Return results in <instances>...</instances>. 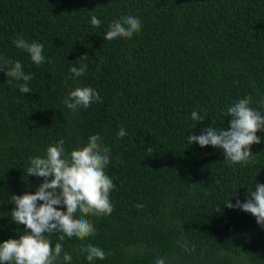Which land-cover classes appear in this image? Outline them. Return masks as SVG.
<instances>
[{"label":"trees","instance_id":"trees-1","mask_svg":"<svg viewBox=\"0 0 264 264\" xmlns=\"http://www.w3.org/2000/svg\"><path fill=\"white\" fill-rule=\"evenodd\" d=\"M128 15L140 32L106 41L109 24ZM18 37L43 44L45 61L33 63ZM0 57L32 75L22 94L0 68V243L26 231L11 220V197L44 181L28 177L30 158L60 139L70 153L99 135L110 149L113 212L85 217L96 233L83 241L45 234L62 244L57 264L64 252L72 264H264V227L224 204L264 184V130L247 165L188 141L229 128L226 108L239 99L251 96L264 114V0H0ZM83 64L74 78L70 68ZM77 87L101 99L72 111L64 99ZM193 111L204 117L195 127ZM87 244L111 255L89 262Z\"/></svg>","mask_w":264,"mask_h":264},{"label":"clouds","instance_id":"clouds-1","mask_svg":"<svg viewBox=\"0 0 264 264\" xmlns=\"http://www.w3.org/2000/svg\"><path fill=\"white\" fill-rule=\"evenodd\" d=\"M91 25L94 28L99 27L101 21L93 15ZM141 27L139 18L124 16L109 24L103 38L106 41L130 39L140 32ZM13 44L18 49L27 51L36 65L45 61L43 44L28 43L19 37ZM0 68H6L8 82L15 80L22 94L31 92L28 82L32 75L25 74L19 61L13 62L0 57ZM86 71L87 64L70 68L74 78L85 75ZM100 99L99 94L91 87H77L69 92L64 104L68 109L76 111L80 108L87 109ZM251 102L252 98L248 96L228 106L225 115L231 118L229 128L217 130L209 126L204 134L188 136L190 145L198 143L202 148L211 145L223 150L229 164L247 165L253 156L251 145L261 143L256 133L264 130V114L252 109ZM191 119L196 122L192 127L204 121V117L196 111L191 113ZM125 135L123 128L117 133L119 138ZM64 144L65 141L60 139L56 144L48 146L44 157L30 158L28 177H42L44 181L34 194L25 193L11 197L15 204L10 213L11 220L17 225H24L26 231L19 239H8L0 243V264H57L63 252L62 244L56 243L53 248L45 234L58 232L61 233L60 241L65 236L83 241L96 233L93 224L85 217L109 216L113 212L110 193L114 184L105 174V167L109 164V147L99 135L89 136L85 146L70 153L66 152ZM38 201L42 203L38 204ZM224 204L229 209L239 208L252 214L257 224L264 227V184H256L246 202L237 200L233 205L230 199ZM56 206L66 207V211ZM216 211H219L218 206ZM80 252L86 254L89 262L104 260L111 255L110 252L105 253L91 244L82 245ZM62 261L63 264H72L71 254L64 252ZM155 264H165V260L158 258Z\"/></svg>","mask_w":264,"mask_h":264}]
</instances>
